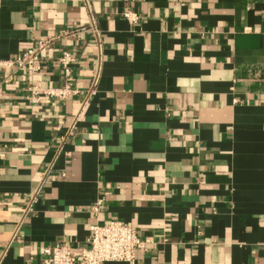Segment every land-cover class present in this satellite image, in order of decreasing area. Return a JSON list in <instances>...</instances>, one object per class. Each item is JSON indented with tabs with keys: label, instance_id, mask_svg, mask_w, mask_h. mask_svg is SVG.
Here are the masks:
<instances>
[{
	"label": "crops",
	"instance_id": "0c3cea01",
	"mask_svg": "<svg viewBox=\"0 0 264 264\" xmlns=\"http://www.w3.org/2000/svg\"><path fill=\"white\" fill-rule=\"evenodd\" d=\"M91 21L38 74L0 64V264L110 220L153 243L135 264H264V0H0V60ZM63 47L79 94L31 103Z\"/></svg>",
	"mask_w": 264,
	"mask_h": 264
},
{
	"label": "built area",
	"instance_id": "2783aa9c",
	"mask_svg": "<svg viewBox=\"0 0 264 264\" xmlns=\"http://www.w3.org/2000/svg\"><path fill=\"white\" fill-rule=\"evenodd\" d=\"M123 16L134 22L136 17L133 13L126 11ZM84 31H91L97 35L94 22L86 26L70 27L62 30L54 36H42L37 38L32 46L17 54L13 58L0 60L1 65L13 68V73L22 70L30 74H38L43 69V58L46 53L55 48L57 41L61 38H75ZM55 63L61 72L63 83L60 86H45L41 81L32 78L26 86L27 99L33 103H39L45 98L68 99L79 94L73 77L74 66L77 57L74 49L66 47L58 48ZM98 82V73L92 78L91 87L87 90L81 108L87 103L90 96L95 92ZM80 111L73 117L67 136L60 137L57 151H63L68 136H74V125L79 117ZM64 152V151H63ZM67 154V152H65ZM39 189L29 196L25 215L32 209V204L37 199ZM98 204L93 207L97 210ZM153 244L150 240L142 239L135 226L120 220H110L103 224H94L89 227L87 244L77 246L73 244L57 242L50 246L41 248V259L39 264H103L105 262H123L135 264L138 256L146 252L148 246Z\"/></svg>",
	"mask_w": 264,
	"mask_h": 264
}]
</instances>
